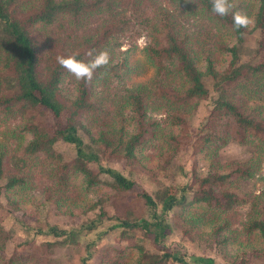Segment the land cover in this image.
Instances as JSON below:
<instances>
[{
  "label": "trees",
  "instance_id": "1",
  "mask_svg": "<svg viewBox=\"0 0 264 264\" xmlns=\"http://www.w3.org/2000/svg\"><path fill=\"white\" fill-rule=\"evenodd\" d=\"M227 7L220 15L213 0H0V264L20 263L15 248L5 250L12 234L1 224L5 218L26 236L17 245L30 264H55L56 249L89 233L95 238L87 246L99 257L95 242L114 230L130 240L134 256L123 259L126 246H119L107 264H218L194 255L187 262L170 240V217L190 206L205 209L196 220L208 224L206 237L224 255L234 232L254 234L264 244V192L246 201L232 187L264 161V55L255 63L239 58L244 37L264 30V0H227ZM237 16L246 23L238 24ZM141 36L153 75L130 87L114 82L109 94L118 103L103 107L98 88L123 80L127 64L116 60V50ZM254 51L264 54V37ZM100 53L107 63L93 69L90 80H78L57 62L72 56L89 63ZM200 102L204 114L190 123ZM153 108L161 110L158 118H150ZM231 140L249 146L246 161L221 167L211 159L204 174L196 173V153L210 157ZM55 143L69 146L73 156L64 160ZM146 145L155 148L163 170L175 169L183 181L151 194L108 164L111 157L133 164ZM73 177L81 186L73 185ZM36 190L39 211L91 192L78 215L93 213L64 227L25 220L33 216L21 204ZM244 203L233 230L227 214Z\"/></svg>",
  "mask_w": 264,
  "mask_h": 264
},
{
  "label": "rangeland",
  "instance_id": "2",
  "mask_svg": "<svg viewBox=\"0 0 264 264\" xmlns=\"http://www.w3.org/2000/svg\"><path fill=\"white\" fill-rule=\"evenodd\" d=\"M260 37H264V30L261 32H252L244 37V42L240 48L239 58L241 61L255 63L261 59V56L264 54L254 51L257 47V40ZM145 41L146 37L141 36L131 45L128 46L125 43L118 47V50H116V60L125 58L127 64L124 70V75L122 76L123 80L114 81V79H111L112 82L107 81L104 86H100V88H98L101 90V93L96 94V96L101 100V105L103 107H110L112 109L114 106L116 107L115 104L118 103L117 98L110 97L109 94L110 90L115 87H113L114 82L119 85L123 84L126 87H130L134 84L147 81L153 75V67L145 58L142 51ZM119 72L120 70L118 73ZM202 83L204 87L211 92L212 88L210 79L205 77L203 78ZM204 110L205 102H200L195 110V113L189 119L190 123L198 122L202 118ZM149 112L150 118H158L161 110H155V108H153L152 111L150 110ZM43 120L47 122L50 121L48 117H44ZM113 124L115 127L116 124L118 125L115 121H113ZM92 127L94 128L93 125ZM153 149L155 148L147 145L141 148L136 152V158L133 161V164H125L123 159L113 157L108 159V164L111 167L117 168L123 174L137 179L147 192L151 194L161 193V190L168 184L181 182L183 180L176 174L175 169H171V167L169 168V166H167V169L163 170L159 166ZM54 150L59 152L64 160L70 159L74 154L69 146L63 143H55ZM249 153L250 148L248 145H241L231 140L225 145L219 147L210 157L205 158L202 152L196 153L195 157H193V167L196 173L204 174L207 168L209 169V162L211 159L216 160V162L223 167L230 161L231 163H241L246 161L250 156ZM72 179L73 180L71 181L73 185L81 186V182L78 178L73 177ZM232 187L238 195L244 196L246 201L249 197L259 195L261 192H264V161L261 162L259 167L255 169L251 177L235 183ZM81 192L82 193L79 194L78 199L73 201L74 203H61L56 209L52 206L49 208L47 206L39 211L36 210V202L39 200L40 191L36 190L35 194L26 196L24 198V202L21 204L26 212H28L29 216H33L29 217L31 220L27 218L28 216L25 220L33 222L32 219H37L41 222L47 219L48 221L56 222L58 225L63 227L77 224L80 220L90 217L93 213L92 211H86L84 214L78 215V212L86 209L93 197L91 192ZM0 201H3L1 190ZM246 205L247 204L244 203L241 206H238L236 211H231L227 214L229 216V227L233 230H238V225L246 212ZM105 210L108 213L110 212V208L107 206ZM67 211H73V214L69 215ZM138 211L139 208L135 207V212ZM3 212L4 210L0 206V214H4ZM203 213H206L203 207L190 206L170 217L173 229L170 240L176 242L177 245L181 247L184 251V257L187 262L191 260L188 256L194 255L213 257V260L218 264H237L240 261L239 257H241L243 264H264V244L257 239L254 234H250L246 237L243 233L234 232V240L229 242L226 246L227 248L224 249V251H226L225 253H228L225 255L221 253L216 245L210 243L206 237V233L209 229L208 224L198 223L196 220L197 217ZM15 216L18 217V214H15ZM224 218V213H221L220 219ZM1 224L5 229L10 228L12 231V234L9 235L10 239L5 246L6 252H11L15 248L16 255L20 257L19 264H30L32 260H27L26 254L21 251L22 249L19 245H17L18 241L26 236L16 229L14 223L9 218H5ZM181 229H184V232ZM197 230L200 232L197 233ZM94 238L95 236L92 233H89L80 242H77L74 245H64L59 247L54 251V256L57 258L55 264H81L82 258L86 259L84 264H107V260L114 256V250L119 248V246H126V248L121 252L123 259L130 261L134 256V251L127 248V243L130 240H128L126 236L120 235V230H114L110 233L103 234L95 242L96 253H98L99 257L95 256V252H91L93 250L90 245L87 246V244ZM108 247L111 249H108ZM106 258L107 260L105 261Z\"/></svg>",
  "mask_w": 264,
  "mask_h": 264
},
{
  "label": "clouds",
  "instance_id": "3",
  "mask_svg": "<svg viewBox=\"0 0 264 264\" xmlns=\"http://www.w3.org/2000/svg\"><path fill=\"white\" fill-rule=\"evenodd\" d=\"M227 0H213V11L223 15L227 12ZM237 23H246V20L240 16L236 17ZM57 62L69 72H71L78 80H90L93 69L107 63V54L100 53L89 63H84L75 59V57H57Z\"/></svg>",
  "mask_w": 264,
  "mask_h": 264
}]
</instances>
